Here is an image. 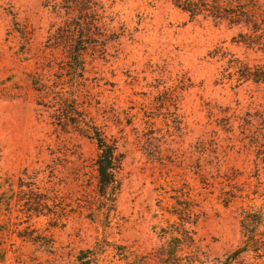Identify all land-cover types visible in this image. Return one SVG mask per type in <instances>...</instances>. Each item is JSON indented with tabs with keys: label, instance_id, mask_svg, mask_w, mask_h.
<instances>
[{
	"label": "rangeland",
	"instance_id": "374dc122",
	"mask_svg": "<svg viewBox=\"0 0 264 264\" xmlns=\"http://www.w3.org/2000/svg\"><path fill=\"white\" fill-rule=\"evenodd\" d=\"M97 1L106 40L83 52L79 76L67 67L72 36L56 38L62 12L0 0V264H77L97 240V264H134L163 244L179 210L194 239L180 253L223 258L244 239L243 211L264 216L263 130L239 122L264 106V84L222 78L226 61L210 53L251 64L262 55L237 42L239 27L191 21L167 0ZM62 100L122 156L107 226L95 211L96 144L58 112Z\"/></svg>",
	"mask_w": 264,
	"mask_h": 264
},
{
	"label": "trees",
	"instance_id": "16d2710c",
	"mask_svg": "<svg viewBox=\"0 0 264 264\" xmlns=\"http://www.w3.org/2000/svg\"><path fill=\"white\" fill-rule=\"evenodd\" d=\"M170 4L185 13L189 20L198 17L210 19L215 24L227 23L230 27H239L238 43L246 49L261 53L262 57L255 63H249L235 57L227 51L215 49L212 57L218 56L225 60V73L222 78L232 79L236 82H252L264 84V0H167ZM53 12L61 15L63 13V24L57 28L56 38H67L72 36L71 47L68 50L67 67L72 75H83L85 62L83 52L94 43L105 41L102 31L104 19V8L97 0H46ZM62 17V16H61ZM182 85H176L180 90L185 84L178 79ZM184 84V85H183ZM187 87V86H186ZM57 109L79 132L91 138L97 147V155L94 160L96 171V196L95 211L103 225L110 223L111 215L115 214L116 197L120 190L121 181L119 171L122 164V156L117 151L116 143L108 140L100 129L92 123H86L81 111L73 104L62 100ZM59 116V120H60ZM257 121L260 133L261 145H264V106L254 113L246 111L239 116L240 126ZM21 187L22 185L19 184ZM36 210V209H34ZM188 210V209H187ZM179 223L169 224L161 228L160 236L164 238L163 244L149 257L141 256L134 264H198L194 260L187 259L180 252L183 247H191L194 239L185 224L190 223L185 218V212L179 210L175 213ZM241 227L244 239L242 243L223 258H217L207 264H238L245 253H252V257L259 259L264 256V216L258 211H243ZM36 242L34 239H31ZM104 241L97 240L93 246L78 251L75 261L77 264H97L99 255L104 252ZM109 246L108 241H105ZM114 255L127 259L128 255L123 245L112 243ZM202 264V263H199ZM240 264V263H239Z\"/></svg>",
	"mask_w": 264,
	"mask_h": 264
}]
</instances>
